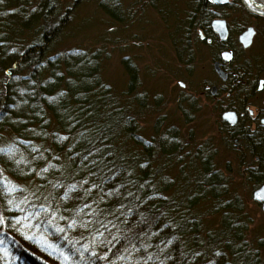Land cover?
Segmentation results:
<instances>
[{"label": "trees", "instance_id": "16d2710c", "mask_svg": "<svg viewBox=\"0 0 264 264\" xmlns=\"http://www.w3.org/2000/svg\"><path fill=\"white\" fill-rule=\"evenodd\" d=\"M59 1L0 3V264L31 256L45 261L33 264H264L234 185L264 181V126L220 117L225 145L238 154L233 175L218 167L209 141L176 125L156 120L146 138L139 117L148 108L129 59L120 92L102 77L101 51H55L74 8L59 12ZM185 1L186 33L200 29L218 49L232 47L217 42L212 19L236 11L264 23L239 0ZM111 5L121 7L97 2L123 22ZM249 68L231 70L234 100L221 111L244 112L257 93L260 71ZM61 243L77 262L55 256Z\"/></svg>", "mask_w": 264, "mask_h": 264}, {"label": "rangeland", "instance_id": "374dc122", "mask_svg": "<svg viewBox=\"0 0 264 264\" xmlns=\"http://www.w3.org/2000/svg\"><path fill=\"white\" fill-rule=\"evenodd\" d=\"M98 1L61 0L57 3L59 12L65 7L74 8L68 28L55 43V51L72 48L88 52L101 51L102 77L120 92L127 84L122 60L129 59L138 74L136 92L144 95L148 108L139 117L144 136L150 137V128L156 120L163 127L167 124L176 125L184 136H191L196 143L209 141L216 149L214 161L218 167L223 172L227 170L230 175L235 174L238 154L225 145L220 132V114L221 109L227 107L226 103L234 100L232 91L237 84L230 78L231 70L247 65L250 68L246 71L251 75H255L258 69L260 71L257 74V86L258 80L264 79V71L260 70L264 69V23L259 21L253 25L249 23L251 20H245L236 11L231 14L228 11L227 18L216 17L226 21L230 32L228 39L224 42L218 40L219 43L229 41L232 47H223L219 52L215 45L205 44L197 38L199 30L192 29L191 34L186 33L189 27L180 24L188 10L185 0H115L121 7L111 5V8L116 15L124 18L120 23L104 14L97 6ZM248 27H255L257 34L253 36L250 46L243 48L238 36ZM234 49L238 50L236 62ZM229 51L232 52V60L229 63L222 62L220 54ZM215 61L228 65L229 71L221 65V69L227 73L226 80H221L214 72ZM222 87L225 89L222 94L214 97ZM256 92L244 103L252 116H246L245 110L228 109L226 111L238 114L234 124L225 121L227 124L235 125L239 120L238 115L242 113L244 118L246 116L254 120L251 129L255 130L256 122L260 123L264 119V82ZM256 111L258 113L255 114ZM234 185L236 193L243 198L246 214L251 217L249 229L254 237L262 239L264 249L261 202L251 199L252 186L239 182Z\"/></svg>", "mask_w": 264, "mask_h": 264}, {"label": "water", "instance_id": "95a60500", "mask_svg": "<svg viewBox=\"0 0 264 264\" xmlns=\"http://www.w3.org/2000/svg\"><path fill=\"white\" fill-rule=\"evenodd\" d=\"M210 4H216V5H224L228 3V0H207ZM241 6L251 15H254L256 17H260L264 19V3L258 1V0H249L248 3L245 2V0H239ZM210 27L212 31L217 35L219 41H226L228 39L229 33L227 29V23L224 19H213L210 22ZM252 29L251 32H249V29ZM255 34V31L253 27H248L243 31L239 36L238 40L243 48H247L250 46L252 42V38ZM210 42V40H208ZM227 53V55H225ZM221 61L224 63H229L232 58V52H222L220 54ZM221 61H215L213 63V70L216 73V75L221 80L227 79V73L221 69V65L223 64ZM263 80H259V89L261 85L263 84ZM182 86V85H181ZM228 113H231V118L227 115ZM221 118L229 122L230 124H234L236 121V114L235 112L229 110L222 113ZM252 199L258 202H261V210L264 213V183L261 185V187L252 193Z\"/></svg>", "mask_w": 264, "mask_h": 264}, {"label": "bare ground", "instance_id": "6f19581e", "mask_svg": "<svg viewBox=\"0 0 264 264\" xmlns=\"http://www.w3.org/2000/svg\"><path fill=\"white\" fill-rule=\"evenodd\" d=\"M258 1H260V2H262V3H264V0H258ZM246 11V10H245ZM259 88V84H258V87H257V89ZM260 125H262V126H264V119L262 120V121H260ZM264 183V181L261 183V184H259L258 186H256L255 188H253V191H255V190H257V189H259L260 187H261V185ZM252 191V192H253ZM252 199V198H251ZM253 200V199H252ZM254 201V200H253ZM68 249V247L67 246H64V243H61V247L60 246H58V248H56V251L57 252H60L61 254L60 255H55V256H57V258H62L63 259V261H66V262H73V263H75V262H77L78 260L76 259V257H77V255H74V254H71V252H69L68 254L67 253H64L66 250ZM32 257L33 256H31V259H32ZM28 260V258H24V259H22V262L20 263V264H33V262L34 261H36L35 263H45V261L44 260H42V258H39V259H37V258H35L34 259V257H33V260Z\"/></svg>", "mask_w": 264, "mask_h": 264}, {"label": "flooded vegetation", "instance_id": "af4514ba", "mask_svg": "<svg viewBox=\"0 0 264 264\" xmlns=\"http://www.w3.org/2000/svg\"><path fill=\"white\" fill-rule=\"evenodd\" d=\"M253 29H255L254 31H255V34H254V36L257 34V30H256V28L255 27H253ZM210 30H211V32H212V34H214V37L216 38V40H217V42L219 43V41H218V37H217V35L212 31V29H211V27H210ZM198 32V39L200 40L201 39V41H206L207 43H210L211 42V40H210V42H208V39L206 40V38H205V36H204V34L202 33V31L199 29V31H197ZM239 35V34H238ZM237 35V36H238ZM229 36H230V32H229ZM228 36V37H229ZM254 38V37H253ZM221 51V49H219V52ZM218 52V53H219ZM223 68L226 70V71H229L230 69L228 68V65H224L223 64ZM218 89V88H217ZM225 89L222 87V88H220V89H218L217 90V95H215L214 97H216V96H218V95H220V94H222V92L224 91ZM226 110H228V109H224V110H222L221 112L223 113V112H225ZM245 113H246V116H248V117H250V116H252V114H250L248 111H247V108L245 109ZM256 113H258L257 111L255 112V114ZM236 114H238V113H236ZM222 114H220V116H221ZM254 115V114H253ZM242 116H244V114H242V113H240L239 115H238V117H242ZM254 120H249V125H250V123H252ZM252 125H253V123H252Z\"/></svg>", "mask_w": 264, "mask_h": 264}, {"label": "snow or ice", "instance_id": "6c2138e0", "mask_svg": "<svg viewBox=\"0 0 264 264\" xmlns=\"http://www.w3.org/2000/svg\"><path fill=\"white\" fill-rule=\"evenodd\" d=\"M2 2H3V0H0V3H2ZM245 2L248 3L249 0H245ZM251 31H252V29L250 28V29H249V32H251ZM225 55H227V53H225ZM249 111H251V110H249ZM227 115L231 118V115H232V114H231V113H228Z\"/></svg>", "mask_w": 264, "mask_h": 264}]
</instances>
